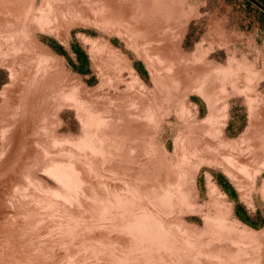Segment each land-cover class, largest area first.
Returning <instances> with one entry per match:
<instances>
[{"label":"rangeland","instance_id":"obj_1","mask_svg":"<svg viewBox=\"0 0 264 264\" xmlns=\"http://www.w3.org/2000/svg\"><path fill=\"white\" fill-rule=\"evenodd\" d=\"M260 5L0 0V264H264Z\"/></svg>","mask_w":264,"mask_h":264},{"label":"trees","instance_id":"obj_2","mask_svg":"<svg viewBox=\"0 0 264 264\" xmlns=\"http://www.w3.org/2000/svg\"><path fill=\"white\" fill-rule=\"evenodd\" d=\"M54 49H56V51H58L59 53L63 54L64 56H66V58L68 59V61L72 64L74 70H76L77 72H84V69H82V67H79L77 64H75L72 59L69 57V55L67 54V52L60 46H53ZM72 51L75 54V58L76 61L80 64V66H85L86 64H88V59H87V55L86 53L80 49L79 47L76 46H72ZM137 67V65H134ZM86 71H88V69H86ZM218 182L220 184V186L222 187V189L228 194L230 195L232 198H235V192L234 189L232 187V185L226 180V179H221L218 178ZM241 205L239 203H236L235 206V212L237 217L243 221L244 223L252 226V227H258L260 225V223L262 222V218L261 216L258 217L257 221H253L252 218L246 213V211H241Z\"/></svg>","mask_w":264,"mask_h":264},{"label":"bare ground","instance_id":"obj_3","mask_svg":"<svg viewBox=\"0 0 264 264\" xmlns=\"http://www.w3.org/2000/svg\"><path fill=\"white\" fill-rule=\"evenodd\" d=\"M89 39H86V40H84V42H88L89 43ZM48 73H50V72H48ZM45 74V73H44ZM46 74H47V72H46ZM48 75V74H47ZM49 76H50V74H49ZM52 76V75H51ZM39 77V76H38ZM45 77H46V75H45ZM48 79V78H47ZM28 80V79H27ZM51 80H52V78H51ZM46 81V80H45ZM32 82V81H31ZM44 82V81H43ZM27 83V82H26ZM48 84V83H47ZM34 85V84H33ZM40 85V84H39ZM23 86V85H22ZM36 86V85H35ZM25 87V86H24ZM29 88H31V87H29ZM33 88V87H32ZM23 90V89H22ZM67 91V90H66ZM33 92V91H32ZM38 92V91H37ZM25 93V92H24ZM28 93V92H27ZM29 94H31V93H29ZM27 98V97H26ZM34 98V97H33ZM28 101V100H27ZM32 103V102H31ZM34 104V103H33ZM42 104H44V103H42ZM46 105V104H45ZM48 106V105H47ZM43 107V106H42ZM45 110V109H44ZM264 144V143H263ZM260 145V144H259ZM262 146V145H261ZM254 154V153H253ZM235 156V155H234ZM238 156V155H237ZM259 156V155H258ZM244 157H245V155H244ZM249 157V156H248ZM257 158V157H256ZM243 160H244V158H243ZM245 162V161H244ZM248 164V163H247Z\"/></svg>","mask_w":264,"mask_h":264},{"label":"water","instance_id":"obj_4","mask_svg":"<svg viewBox=\"0 0 264 264\" xmlns=\"http://www.w3.org/2000/svg\"><path fill=\"white\" fill-rule=\"evenodd\" d=\"M261 6V8L264 10V7L262 6V5H260Z\"/></svg>","mask_w":264,"mask_h":264}]
</instances>
